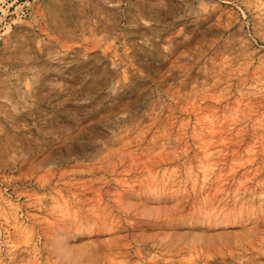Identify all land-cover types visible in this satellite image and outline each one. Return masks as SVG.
I'll return each mask as SVG.
<instances>
[{
  "label": "rangeland",
  "instance_id": "374dc122",
  "mask_svg": "<svg viewBox=\"0 0 264 264\" xmlns=\"http://www.w3.org/2000/svg\"><path fill=\"white\" fill-rule=\"evenodd\" d=\"M0 264H264V0H0Z\"/></svg>",
  "mask_w": 264,
  "mask_h": 264
},
{
  "label": "bare ground",
  "instance_id": "6f19581e",
  "mask_svg": "<svg viewBox=\"0 0 264 264\" xmlns=\"http://www.w3.org/2000/svg\"><path fill=\"white\" fill-rule=\"evenodd\" d=\"M59 245L60 246L57 248V251L55 250L54 252H58V255L63 254L64 256H68L71 250L65 244H60V242H59ZM58 255H57V257H58Z\"/></svg>",
  "mask_w": 264,
  "mask_h": 264
}]
</instances>
